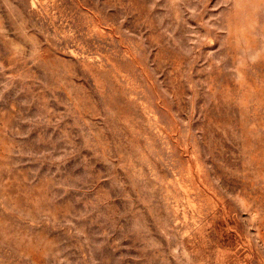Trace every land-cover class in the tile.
Instances as JSON below:
<instances>
[{"label": "rangeland", "instance_id": "obj_1", "mask_svg": "<svg viewBox=\"0 0 264 264\" xmlns=\"http://www.w3.org/2000/svg\"><path fill=\"white\" fill-rule=\"evenodd\" d=\"M0 264H264V0H0Z\"/></svg>", "mask_w": 264, "mask_h": 264}]
</instances>
